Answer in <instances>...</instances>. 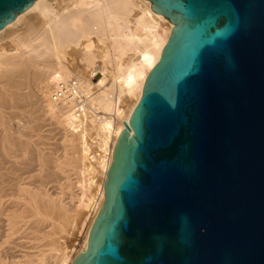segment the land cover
<instances>
[{
	"label": "water",
	"instance_id": "95a60500",
	"mask_svg": "<svg viewBox=\"0 0 264 264\" xmlns=\"http://www.w3.org/2000/svg\"><path fill=\"white\" fill-rule=\"evenodd\" d=\"M146 1L173 28L71 264H264V0Z\"/></svg>",
	"mask_w": 264,
	"mask_h": 264
},
{
	"label": "bare ground",
	"instance_id": "6f19581e",
	"mask_svg": "<svg viewBox=\"0 0 264 264\" xmlns=\"http://www.w3.org/2000/svg\"><path fill=\"white\" fill-rule=\"evenodd\" d=\"M150 6L146 0H36L0 31V264H51L57 259V264H71L87 245L104 201L114 146L173 28ZM96 76L101 78L90 83ZM73 79L85 99L83 118L75 115L71 100L52 99L58 84ZM46 116L64 132L62 142L70 151L58 169L78 175L79 192L69 190L67 202L68 197L53 198L42 190L49 178L58 177L56 162L27 134ZM19 156L22 161L16 160ZM87 214L91 220L77 255L70 258L72 250L61 249L59 241L72 237L75 221ZM27 224L48 241V254L25 246ZM53 251L58 257L52 261Z\"/></svg>",
	"mask_w": 264,
	"mask_h": 264
},
{
	"label": "rangeland",
	"instance_id": "374dc122",
	"mask_svg": "<svg viewBox=\"0 0 264 264\" xmlns=\"http://www.w3.org/2000/svg\"><path fill=\"white\" fill-rule=\"evenodd\" d=\"M101 77L100 76H96L95 78H93V79H90V83H97V81H98V79H100ZM47 118V116L46 117H42V119H41V123L43 124H40L41 126H39L38 127V129L36 130V129H34V127L31 125L28 129H30V131L27 129V131L30 133H28L27 132V134H28V136L30 135H32L31 136V138H29V140H32L31 142H33V144L35 143V146H37L38 147V145H40V149L41 150H43V153H46V152H44V151H47V154H51L52 155V161L53 162H56V165L55 164H53V162H52V164L54 165L53 167H55V169L57 168H61V167H58V166H60V165H57V164H59V162H63L64 163V161L67 159V157L66 156H68V155H66V154H68L69 152H67L69 149L67 148H65V142H62L63 141V136H64V132L63 131H61V132H59L61 129L60 128H58V126H56V124L54 123V122H52L50 119H48ZM46 121V122H45ZM49 124H48V123ZM47 126H46V125ZM50 124H51V126H50ZM49 125V126H48ZM53 125V126H52ZM43 126V127H42ZM49 129H48V128ZM56 127H57V129H56ZM40 128H42V132H41V129ZM44 128H46L45 130H46V132H45V130H44ZM58 129H60V130H58ZM35 130V131H34ZM50 130V131H49ZM33 132V133H32ZM35 132H36V134H35ZM50 132V133H49ZM58 132V133H57ZM32 133V134H31ZM41 133H42V135H41ZM44 133V134H43ZM34 134V135H33ZM62 134V135H61ZM50 135V136H49ZM34 136H36V137H34ZM37 136H39V137H37ZM46 136H47V138H46ZM60 136H62V137H60ZM33 137H34V139H33ZM50 137V138H49ZM41 138V139H40ZM40 139V140H39ZM44 139V140H43ZM35 140V141H34ZM65 140V139H64ZM36 142H43V143H41V144H39V143H36ZM48 143H49V147H48ZM62 143H63V145H62ZM65 143V144H64ZM36 144H38V145H36ZM45 144L47 145V146H45ZM64 146V147H63ZM39 148V147H38ZM46 148V149H45ZM45 149V150H44ZM51 149V150H50ZM53 150V151H52ZM48 152H50V153H48ZM52 152V153H51ZM56 156H55V155ZM65 154V155H64ZM22 157L23 156H19L18 158H16V160L18 159V160H20V161H22ZM66 157V158H65ZM57 158V159H56ZM54 159V160H53ZM64 160V161H63ZM60 163V164H61ZM54 169V168H53ZM54 169V176H56V175H58V177H53L52 179L51 178H49L48 179V181H49V185H48V182H47V180L45 181V182H47V185L45 184V185H42V190H46V192H49L52 196H53V198L54 197H59L60 196V198L61 197H63L64 199L63 200H65L67 197V199H66V202H67V200H69V196L71 195V194H73L74 195V193L75 192H79V190H77V188H78V185H77V181H78V179H76L77 177L75 176V174L77 175V173H75V171L73 172V170H71L70 169V171H68V168H66L65 170H66V172H67V174H65L66 172H64L65 170H64V168H62L61 169V171H62V173H61V171L59 170V172H58V170L56 169L55 170ZM57 171V174L55 175V172ZM68 172H69V175H68ZM71 172V173H70ZM33 173H31V175H32ZM61 174V175H60ZM72 175V176H71ZM67 176V177H66ZM69 176V177H68ZM78 176V175H77ZM56 178V179H55ZM71 178V179H70ZM55 179V180H54ZM69 179H70V183L69 182H67V181H69ZM50 180H54L55 181V183H54V181L53 182H51ZM73 180V181H72ZM76 183V185H75V183ZM66 183H68L69 185H67ZM30 184H32V183H30ZM30 184H27V185H29V188H33L34 186H32V185H30ZM67 186H66V185ZM71 184V185H70ZM48 186V187H47ZM60 186H62L61 187V190H60ZM45 187V188H44ZM73 189V190H71V188ZM76 187V188H75ZM44 188V189H43ZM70 188V189H69ZM50 189V190H49ZM76 189V190H75ZM71 192H70V191ZM67 191V192H66ZM74 191V192H73ZM69 192L71 193V194H69ZM77 193H75V195L77 194ZM48 194V193H47ZM49 194V195H50ZM58 194V195H57ZM65 194V195H64ZM68 194V195H67ZM93 194H94V192H93ZM50 195V196H51ZM72 196V195H71ZM57 215H55L54 217H56ZM87 216V218H85V219H81V218H77V221H75V226L76 227H74V225H73V229H74V231H73V229H72V227H71V232L73 231V235H72V237L71 236H69L67 239H63V240H60L59 242L61 243V242H63L62 243V245H60L59 247L61 248V246H63L62 248L64 249H67L66 251L67 252H70V250H72L71 252H70V254L69 255H71L70 256V258H74V256H76L77 255V251H78V249H79V247H80V244L79 243H81V240H82V237H83V235H84V233H85V231H86V229H87V227H88V225H89V220H91V219H89V218H91L90 216H88V214L86 215ZM87 220V221H86ZM83 221H84V223H83ZM80 222H82V224H80ZM84 224V225H83ZM28 226L27 227H29V225H31V224H27ZM35 224H33V226H34ZM81 226H83V227H81ZM27 227H26V229H27ZM32 227V226H31ZM81 227V228H80ZM33 228V227H32ZM32 228H28V230L26 231V232H24V238L26 239H23V241H27V240H29V241H27L29 244L27 245L26 243L27 242H25V246H28L27 248H29V249H33V248H35L36 250H42L43 248V252H48V241H43V240H40V238H38V234H37V232H35V231H33V232H31L33 229ZM26 229H24V230H26ZM31 231H30V230ZM49 229V228H48ZM48 229H46V230H48ZM80 229V230H79ZM45 230V231H46ZM79 230V231H78ZM31 233V234H30ZM30 235H32L31 236V238H30ZM33 235H34V237H35V235L37 236V239L38 240H36V237L34 238L33 237ZM29 236V237H28ZM27 237V238H26ZM35 240V241H34ZM68 240V241H67ZM36 241H37V243L39 242V241H41V242H39L38 244H36ZM71 241V242H70ZM40 243H42L41 245H40ZM31 244H34V246L32 245L31 246ZM35 244H36V246H35ZM44 245H46L47 246V248L44 246ZM33 247V248H32ZM39 248V249H38ZM61 248V249H62ZM35 249H33L32 250V252L34 251L35 253L37 252ZM76 251H74V250ZM45 250V251H44ZM26 251H30V250H26ZM58 251H60V250H58ZM31 252V251H30ZM54 252V253H53ZM52 253L53 254H55V255H51L53 258L51 259L52 261L54 260V258H56L57 259V255H58V252L56 251H53ZM44 253V255H46V254H48V253H46L45 254ZM49 254H51V251L49 252ZM60 254V253H59ZM49 257V256H48ZM58 260V259H57ZM57 260H54L53 262H51V264H57L56 262H57ZM56 261V262H55Z\"/></svg>",
	"mask_w": 264,
	"mask_h": 264
},
{
	"label": "built area",
	"instance_id": "2783aa9c",
	"mask_svg": "<svg viewBox=\"0 0 264 264\" xmlns=\"http://www.w3.org/2000/svg\"><path fill=\"white\" fill-rule=\"evenodd\" d=\"M52 99L55 102L71 100L73 102V112L79 118H83L85 99L79 93L78 82L73 79L67 83H60L55 88Z\"/></svg>",
	"mask_w": 264,
	"mask_h": 264
}]
</instances>
